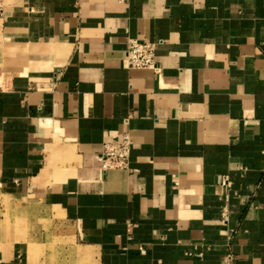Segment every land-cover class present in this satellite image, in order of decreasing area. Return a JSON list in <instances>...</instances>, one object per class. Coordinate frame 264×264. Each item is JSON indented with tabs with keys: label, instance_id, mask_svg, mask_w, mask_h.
<instances>
[{
	"label": "crops",
	"instance_id": "crops-1",
	"mask_svg": "<svg viewBox=\"0 0 264 264\" xmlns=\"http://www.w3.org/2000/svg\"><path fill=\"white\" fill-rule=\"evenodd\" d=\"M5 4L0 264H47L61 231L98 264H264V0ZM123 132L130 168L103 175Z\"/></svg>",
	"mask_w": 264,
	"mask_h": 264
},
{
	"label": "built area",
	"instance_id": "built-area-1",
	"mask_svg": "<svg viewBox=\"0 0 264 264\" xmlns=\"http://www.w3.org/2000/svg\"><path fill=\"white\" fill-rule=\"evenodd\" d=\"M5 0H0V17L5 13ZM157 42H141L130 40L127 44L125 62L128 68L141 69L149 68L159 69L157 61ZM132 148V139L129 132H123L117 139L106 142L102 145L99 152V160L103 175H106L110 169H129L130 156ZM140 251L146 253V249L141 247ZM189 255L193 253L189 252ZM199 252L198 256H202ZM231 254H227L225 260L231 261Z\"/></svg>",
	"mask_w": 264,
	"mask_h": 264
},
{
	"label": "rangeland",
	"instance_id": "rangeland-1",
	"mask_svg": "<svg viewBox=\"0 0 264 264\" xmlns=\"http://www.w3.org/2000/svg\"><path fill=\"white\" fill-rule=\"evenodd\" d=\"M37 247L39 250H35L34 254L39 258L42 257L44 263L47 264H98L93 251L86 258L80 256L78 248L81 246L75 245L68 234H64L62 231L59 235H55V237L45 241L44 244H39Z\"/></svg>",
	"mask_w": 264,
	"mask_h": 264
}]
</instances>
